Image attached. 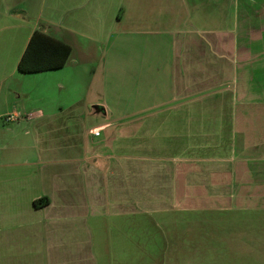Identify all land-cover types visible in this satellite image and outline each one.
Wrapping results in <instances>:
<instances>
[{"label":"crops","instance_id":"crops-1","mask_svg":"<svg viewBox=\"0 0 264 264\" xmlns=\"http://www.w3.org/2000/svg\"><path fill=\"white\" fill-rule=\"evenodd\" d=\"M219 215L264 224V0H0V264L201 261Z\"/></svg>","mask_w":264,"mask_h":264},{"label":"rangeland","instance_id":"rangeland-1","mask_svg":"<svg viewBox=\"0 0 264 264\" xmlns=\"http://www.w3.org/2000/svg\"><path fill=\"white\" fill-rule=\"evenodd\" d=\"M84 74V70H79L76 73V78L84 80ZM84 87L85 85L77 82L75 87V101L84 96ZM28 105L32 106L30 108L39 107L37 103L31 104L29 102ZM227 217V215H219L220 226L211 235L214 236L217 245L204 247V254L210 255H204L203 260H192L193 258L201 257L198 255L199 252H197L196 245L190 244L182 247H174L171 244L168 245L163 242L162 245L158 244L154 247L155 256L164 258L163 262H141L140 264H264V224L257 231L254 226L252 228L245 226L246 223L234 225L236 221H227ZM234 218V215H230L229 220H233ZM250 229L251 231H249ZM201 232L205 233V230L202 228ZM157 240L159 239L157 238ZM177 255L178 261H173V257ZM186 256L187 260L184 259Z\"/></svg>","mask_w":264,"mask_h":264},{"label":"trees","instance_id":"trees-1","mask_svg":"<svg viewBox=\"0 0 264 264\" xmlns=\"http://www.w3.org/2000/svg\"><path fill=\"white\" fill-rule=\"evenodd\" d=\"M71 55V47L40 31L29 39L17 66L20 74H35L62 69Z\"/></svg>","mask_w":264,"mask_h":264},{"label":"built area","instance_id":"built-area-1","mask_svg":"<svg viewBox=\"0 0 264 264\" xmlns=\"http://www.w3.org/2000/svg\"><path fill=\"white\" fill-rule=\"evenodd\" d=\"M93 134L96 135V136H99L100 131H93Z\"/></svg>","mask_w":264,"mask_h":264}]
</instances>
